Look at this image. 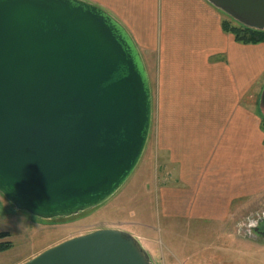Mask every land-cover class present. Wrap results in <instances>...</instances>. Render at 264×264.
Wrapping results in <instances>:
<instances>
[{
    "label": "water",
    "instance_id": "obj_1",
    "mask_svg": "<svg viewBox=\"0 0 264 264\" xmlns=\"http://www.w3.org/2000/svg\"><path fill=\"white\" fill-rule=\"evenodd\" d=\"M206 1L264 30V0ZM258 111L264 119V84ZM151 115L141 52L109 12L85 0H0V194L15 209L47 220L104 203L141 159ZM23 264L153 263L129 232L100 228Z\"/></svg>",
    "mask_w": 264,
    "mask_h": 264
},
{
    "label": "crops",
    "instance_id": "obj_2",
    "mask_svg": "<svg viewBox=\"0 0 264 264\" xmlns=\"http://www.w3.org/2000/svg\"><path fill=\"white\" fill-rule=\"evenodd\" d=\"M85 1L129 31L162 106L154 129L161 167L153 176L161 217L212 223L221 236H233L237 222L264 210V132L257 107L264 43L237 42L206 0Z\"/></svg>",
    "mask_w": 264,
    "mask_h": 264
},
{
    "label": "rangeland",
    "instance_id": "obj_3",
    "mask_svg": "<svg viewBox=\"0 0 264 264\" xmlns=\"http://www.w3.org/2000/svg\"><path fill=\"white\" fill-rule=\"evenodd\" d=\"M219 12L225 20L237 24ZM153 91L151 125L141 159L121 188L104 203L76 215L45 220L15 209L0 194V243H10L8 249L0 251V264H23L48 247L100 228L148 236L152 240L149 246L146 240L139 242L153 264H160L161 257L176 258L177 264H264V237L253 241L256 237L242 227L246 216L241 223L237 222L235 234L229 237L221 236L212 223H186L161 217L153 192V176L157 166L161 167L154 129L160 127L157 114L162 112V106Z\"/></svg>",
    "mask_w": 264,
    "mask_h": 264
},
{
    "label": "trees",
    "instance_id": "obj_4",
    "mask_svg": "<svg viewBox=\"0 0 264 264\" xmlns=\"http://www.w3.org/2000/svg\"><path fill=\"white\" fill-rule=\"evenodd\" d=\"M222 28L224 31L231 33L235 40L240 43H264V30H255L244 27L240 24H232L228 20L222 21ZM262 118V117H261ZM262 130L264 132V119L262 118ZM2 234H0L1 236ZM10 243H0V251L8 249Z\"/></svg>",
    "mask_w": 264,
    "mask_h": 264
},
{
    "label": "flooded vegetation",
    "instance_id": "obj_5",
    "mask_svg": "<svg viewBox=\"0 0 264 264\" xmlns=\"http://www.w3.org/2000/svg\"><path fill=\"white\" fill-rule=\"evenodd\" d=\"M260 214V213H259ZM260 219L261 218H253V219H251V220H249L248 222H246L245 223V226H244V229L246 230V231H250L251 233H249V234H251V235H254V234H256L255 233V229L257 228L259 231L261 230V231H263L264 232V221H260ZM256 238L257 237H264V235H259V234H257L256 236H255Z\"/></svg>",
    "mask_w": 264,
    "mask_h": 264
},
{
    "label": "built area",
    "instance_id": "obj_6",
    "mask_svg": "<svg viewBox=\"0 0 264 264\" xmlns=\"http://www.w3.org/2000/svg\"><path fill=\"white\" fill-rule=\"evenodd\" d=\"M259 213H260V214H264V211L259 212ZM259 213H256V214H254V215L248 217L247 220H246V222H248L249 220L253 219V218L256 217V216H259V215H260ZM246 222L243 223V226H242V227L245 226V223H246ZM242 227H241V229H243ZM247 232H248V231H247ZM249 233H251V232L249 231L248 234H249ZM249 235H251V234H249ZM251 236H252V235H251Z\"/></svg>",
    "mask_w": 264,
    "mask_h": 264
}]
</instances>
